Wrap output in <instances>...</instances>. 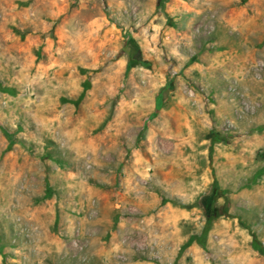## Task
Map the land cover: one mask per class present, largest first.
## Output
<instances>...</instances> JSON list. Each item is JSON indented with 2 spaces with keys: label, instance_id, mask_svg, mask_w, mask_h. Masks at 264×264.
<instances>
[{
  "label": "rangeland",
  "instance_id": "1",
  "mask_svg": "<svg viewBox=\"0 0 264 264\" xmlns=\"http://www.w3.org/2000/svg\"><path fill=\"white\" fill-rule=\"evenodd\" d=\"M255 241L264 0H0V264H264Z\"/></svg>",
  "mask_w": 264,
  "mask_h": 264
},
{
  "label": "trees",
  "instance_id": "2",
  "mask_svg": "<svg viewBox=\"0 0 264 264\" xmlns=\"http://www.w3.org/2000/svg\"><path fill=\"white\" fill-rule=\"evenodd\" d=\"M159 103H160V101H159ZM157 108H159V105L157 106ZM6 133H7V135H8L9 137H11V134H9L8 132H6ZM12 144H13V140L10 141V145H12ZM48 190L51 191L50 186H48ZM254 247H255L256 249H259V250H263V251H264V246H263V244H262L261 242H257V241H255V242H254Z\"/></svg>",
  "mask_w": 264,
  "mask_h": 264
}]
</instances>
